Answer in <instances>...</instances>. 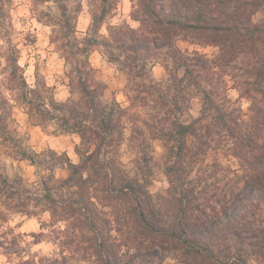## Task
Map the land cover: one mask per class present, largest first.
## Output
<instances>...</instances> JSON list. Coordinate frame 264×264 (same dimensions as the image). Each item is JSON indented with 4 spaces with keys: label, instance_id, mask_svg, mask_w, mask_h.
I'll list each match as a JSON object with an SVG mask.
<instances>
[{
    "label": "trees",
    "instance_id": "trees-1",
    "mask_svg": "<svg viewBox=\"0 0 264 264\" xmlns=\"http://www.w3.org/2000/svg\"><path fill=\"white\" fill-rule=\"evenodd\" d=\"M44 1L60 10L51 41L71 96L59 100L39 71L29 80L15 0H0V144L38 175L28 182L0 171V225L39 216L34 236L59 251L27 258L13 231L0 242L7 254L18 264L264 263V0H133L139 25L124 21L107 33L118 4L101 0L84 37L81 3ZM99 48L127 77L124 102L108 97L91 62ZM18 110L34 125L78 135L80 160L32 149ZM156 140L168 186L153 192Z\"/></svg>",
    "mask_w": 264,
    "mask_h": 264
},
{
    "label": "rangeland",
    "instance_id": "rangeland-1",
    "mask_svg": "<svg viewBox=\"0 0 264 264\" xmlns=\"http://www.w3.org/2000/svg\"><path fill=\"white\" fill-rule=\"evenodd\" d=\"M77 3L82 4V11L78 20V35L84 37L87 34L93 21V10L98 7L101 0H71V5ZM117 10L113 16L107 19L103 26L102 32L107 33L108 26L120 24L128 21L133 26L139 23L133 20L131 13L133 9V0H117ZM60 14L58 5L54 1L44 0H15L12 9L13 23L15 26L14 37L22 48L21 63L27 68V75L30 81L35 78L37 71L44 74L50 85L56 87V96L59 100H67L71 96V88L67 84L65 75L66 62L57 51L55 44L52 43L53 27L57 22V16ZM260 12L256 18H262ZM4 41L0 38V46ZM185 45V44H183ZM207 52L213 53V48H207ZM91 62L98 70V77L109 85L108 97L116 96L118 100L124 102L125 85L127 83L126 75L120 71L118 66L111 62L105 55L104 50L99 48L91 54ZM1 69V68H0ZM165 68L161 63H156L153 68V74L157 79L165 76ZM234 98H239L240 93L237 90L232 91ZM242 106L246 109L249 106L247 99H242ZM197 109V106L195 107ZM19 121V129L21 134L27 139L28 144L37 151L42 153L49 150L66 152L77 162L80 156L76 151L80 138L76 134L55 131L52 127L45 128L43 126L32 124L27 115L22 111H17ZM154 164L155 176L152 184V191L158 192L168 186V181L162 167L158 166L163 154L165 153L164 144L156 140L154 141ZM159 167V168H158ZM0 171H3L11 177L21 176L26 181L33 182L37 180V168L29 160L17 159L10 153L4 145L0 144ZM67 171L58 169L59 177L66 176ZM49 218V214L42 216L43 220ZM14 231L18 235V240L22 245H26L27 253L25 257L30 255L49 256L59 251L58 246L47 236H41L40 241L34 234L42 231V222L39 216H16L10 222L0 225V242L4 239L3 235L12 238ZM47 232V230H45ZM246 249L247 246L245 245ZM254 252V250H252ZM254 254L251 255L253 257ZM19 256L8 255L6 248L0 243V264H18L21 260ZM254 256L251 258V264H264L257 261ZM85 264V263H84ZM160 264H184L183 262L168 258Z\"/></svg>",
    "mask_w": 264,
    "mask_h": 264
}]
</instances>
